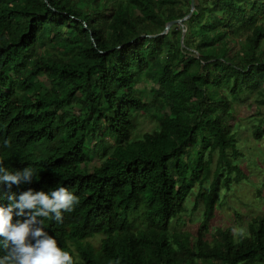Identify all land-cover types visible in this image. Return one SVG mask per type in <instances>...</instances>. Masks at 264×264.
Segmentation results:
<instances>
[{
    "label": "trees",
    "instance_id": "16d2710c",
    "mask_svg": "<svg viewBox=\"0 0 264 264\" xmlns=\"http://www.w3.org/2000/svg\"><path fill=\"white\" fill-rule=\"evenodd\" d=\"M192 1L0 0V160L37 174L0 184V206L68 188L79 204L45 231L75 264H264V214L209 235L242 175L234 103L264 105V0ZM192 196L201 226L173 231Z\"/></svg>",
    "mask_w": 264,
    "mask_h": 264
},
{
    "label": "rangeland",
    "instance_id": "374dc122",
    "mask_svg": "<svg viewBox=\"0 0 264 264\" xmlns=\"http://www.w3.org/2000/svg\"><path fill=\"white\" fill-rule=\"evenodd\" d=\"M42 79L47 82L45 77ZM257 97V92L246 93L241 100L234 103V123H236L234 131L238 139L236 148L239 151L235 163L241 168L242 175L234 172L231 176L230 187L222 190L216 216L209 226V235L219 227H230L232 231L233 228H239L246 233L251 218L254 215L264 214V135L260 139H256L254 136L256 125L264 127V123H262L264 105L258 106ZM154 125L155 122L150 117H141L134 136H141L144 132L151 130ZM108 138H111L108 140L113 144L114 138ZM229 153H232L231 149ZM50 155V152L44 153L45 157ZM95 162L98 163L96 158L91 162V165ZM194 188L197 189L198 185H195ZM193 205L192 196L187 201V211L173 223V231L197 232L203 221L204 209L200 205L199 209L193 210ZM94 241L100 243V237H96Z\"/></svg>",
    "mask_w": 264,
    "mask_h": 264
},
{
    "label": "clouds",
    "instance_id": "9594fccd",
    "mask_svg": "<svg viewBox=\"0 0 264 264\" xmlns=\"http://www.w3.org/2000/svg\"><path fill=\"white\" fill-rule=\"evenodd\" d=\"M5 149L11 147L10 140H4ZM37 178L31 167L23 171H10L0 160V184H29ZM10 204L0 206V237L7 254L0 257V264H75L70 252L62 249L57 240L45 231V220L63 223V213L72 212L79 204V198L66 187H57L50 192L29 189L17 197H8ZM20 217L22 219H16ZM235 235L243 237V229L233 228Z\"/></svg>",
    "mask_w": 264,
    "mask_h": 264
},
{
    "label": "water",
    "instance_id": "95a60500",
    "mask_svg": "<svg viewBox=\"0 0 264 264\" xmlns=\"http://www.w3.org/2000/svg\"><path fill=\"white\" fill-rule=\"evenodd\" d=\"M194 7H195V3H194V0H193V1H192V9H191V12L193 11ZM190 15H191V13H189V14H188L187 16H185L183 19H176V20H172V21L168 22L167 25H166V27H165V29H164V31H163V33H166V32L170 29V27H171L173 24H175V23H183L184 20H185L186 18H188Z\"/></svg>",
    "mask_w": 264,
    "mask_h": 264
}]
</instances>
